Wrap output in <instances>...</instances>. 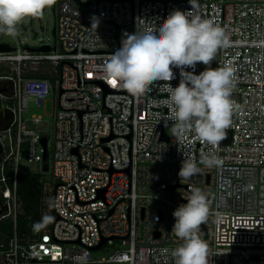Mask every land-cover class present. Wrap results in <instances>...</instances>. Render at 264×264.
<instances>
[{"label": "built area", "instance_id": "built-area-1", "mask_svg": "<svg viewBox=\"0 0 264 264\" xmlns=\"http://www.w3.org/2000/svg\"><path fill=\"white\" fill-rule=\"evenodd\" d=\"M55 1L58 40L50 52L19 42L8 43L14 52L0 53V67L10 70L0 75V223H15L14 237L0 243V264H174L172 250L182 241L172 233V214L187 203L190 184L208 197L210 215L200 231L208 264H264V0H197V14L230 39L210 65L234 70L236 107L218 146L202 143L194 132L182 139L173 134L164 81L133 97L103 70L138 18L158 24L173 10H190L189 0ZM93 16L100 19L97 30ZM205 68L198 63L186 70ZM173 71L176 87L180 70ZM51 96L47 137L37 129L42 118L26 119L25 113L30 103L41 107ZM207 154L222 163H199ZM186 156L201 171L181 180ZM23 160L42 164V175L52 173L42 182L44 226L25 241L16 232ZM101 249L106 256L93 258Z\"/></svg>", "mask_w": 264, "mask_h": 264}, {"label": "clouds", "instance_id": "clouds-1", "mask_svg": "<svg viewBox=\"0 0 264 264\" xmlns=\"http://www.w3.org/2000/svg\"><path fill=\"white\" fill-rule=\"evenodd\" d=\"M55 0H0V34L15 36L18 26L37 17ZM190 10H173L158 24L138 18L132 33L124 32L121 47L113 52L103 70L133 97H141L153 82L164 81L168 93V119L178 138L192 132L202 143L218 146L225 139L236 105L232 100L234 70L226 64L212 68L219 49L230 46L226 30L196 12L197 0H189ZM100 19L92 17L91 27L98 29ZM198 63L206 66L196 74ZM173 69H179L180 82L173 87ZM199 163L212 168L222 163L215 154L203 155ZM201 171L198 163L186 156L178 173L189 180ZM187 203L173 212L172 233L182 244L172 250L174 264H208V245L200 237L201 225L208 221L207 194L188 185ZM185 199V198H184ZM221 219L219 213L216 214ZM48 218L46 217L45 220ZM44 225L37 223L34 228Z\"/></svg>", "mask_w": 264, "mask_h": 264}, {"label": "rangeland", "instance_id": "rangeland-1", "mask_svg": "<svg viewBox=\"0 0 264 264\" xmlns=\"http://www.w3.org/2000/svg\"><path fill=\"white\" fill-rule=\"evenodd\" d=\"M55 6H59L58 1H55L51 6L47 7L41 15L37 17H30L18 26V31L15 36L3 35L5 43L17 45L22 42L24 48L38 49L43 45H49L52 48L56 46L57 37L54 34L57 28V17L54 11ZM42 28L44 31H42ZM1 76H9V72H0ZM55 96L50 99L41 107L35 103H30L29 110L25 113L26 119H33L34 117H41L42 123L37 127L40 132L45 136L51 137L53 131V111ZM20 172L27 175H38L42 172V164L29 163L28 160H23L19 166ZM52 179V173H47L43 176V180ZM107 249L93 251L92 257L102 259L106 256Z\"/></svg>", "mask_w": 264, "mask_h": 264}, {"label": "trees", "instance_id": "trees-1", "mask_svg": "<svg viewBox=\"0 0 264 264\" xmlns=\"http://www.w3.org/2000/svg\"><path fill=\"white\" fill-rule=\"evenodd\" d=\"M5 71L10 74L9 69L0 67V72L3 73ZM8 169L10 168L8 167ZM43 176L42 174H21L19 178V196L23 213L18 218L16 232L20 240L35 239L41 233V228H34V225L38 222L42 223L41 196ZM14 234L15 223L13 221H4L0 223V243L8 244L14 237Z\"/></svg>", "mask_w": 264, "mask_h": 264}, {"label": "water", "instance_id": "water-1", "mask_svg": "<svg viewBox=\"0 0 264 264\" xmlns=\"http://www.w3.org/2000/svg\"><path fill=\"white\" fill-rule=\"evenodd\" d=\"M45 10L46 9H44V11ZM54 11H56V8H54ZM23 24H24V21L22 22V25ZM42 31H44L43 28H42ZM54 34H55V36H57L56 29L54 31ZM31 50L37 51V52H50L51 51V47L50 46H45V47H42V48H39V49H31ZM14 51H15V48L12 45H10L8 43H0V53H10V52H14ZM3 111H4V108H3L2 102L0 100V113H3ZM42 145H43V147H44V149L46 151L45 162H47L48 159H49L48 148H47V146H48V138H44L42 140ZM0 160H1V153H0ZM48 171H49V166L46 164L44 166V172L47 173ZM0 214H2V213L0 212ZM104 245H105V243H103L98 249L102 248Z\"/></svg>", "mask_w": 264, "mask_h": 264}, {"label": "snow or ice", "instance_id": "snow-or-ice-1", "mask_svg": "<svg viewBox=\"0 0 264 264\" xmlns=\"http://www.w3.org/2000/svg\"><path fill=\"white\" fill-rule=\"evenodd\" d=\"M110 82H111L113 85H115V84L117 83V81H116L115 79H112Z\"/></svg>", "mask_w": 264, "mask_h": 264}, {"label": "flooded vegetation", "instance_id": "flooded-vegetation-1", "mask_svg": "<svg viewBox=\"0 0 264 264\" xmlns=\"http://www.w3.org/2000/svg\"><path fill=\"white\" fill-rule=\"evenodd\" d=\"M56 8V7H55ZM56 11H57V9H56ZM56 11H55V13H56Z\"/></svg>", "mask_w": 264, "mask_h": 264}]
</instances>
